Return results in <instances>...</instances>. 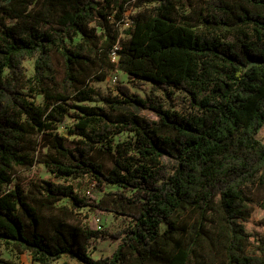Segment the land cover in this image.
I'll return each instance as SVG.
<instances>
[{"label": "trees", "instance_id": "16d2710c", "mask_svg": "<svg viewBox=\"0 0 264 264\" xmlns=\"http://www.w3.org/2000/svg\"><path fill=\"white\" fill-rule=\"evenodd\" d=\"M129 5L147 8L121 32ZM112 69L189 109L128 85L100 93L94 82ZM263 126L264 0H0V242L35 263L213 264L220 250L223 264H264V236L247 227L264 200L245 190L264 187ZM37 163L59 180L16 181L17 168ZM85 176L96 188L83 196L69 181ZM64 199L124 217L111 255L92 256L104 232L71 224Z\"/></svg>", "mask_w": 264, "mask_h": 264}, {"label": "rangeland", "instance_id": "374dc122", "mask_svg": "<svg viewBox=\"0 0 264 264\" xmlns=\"http://www.w3.org/2000/svg\"><path fill=\"white\" fill-rule=\"evenodd\" d=\"M38 8V7H37ZM41 6L39 7V9ZM147 6L144 7H135L133 5H129L124 12V22L120 26L121 32L128 28L129 24L132 21V17L135 16L138 12L145 10ZM92 26L96 27L99 32H102V29L97 27L95 23ZM124 36V33L122 34ZM80 39V36L78 37ZM77 39V40H78ZM24 66L26 68V73L28 76H32L34 74V59H28L24 61ZM101 71H97L96 74ZM107 73V77L105 80L94 82L95 87L98 91L105 95H116L118 94L117 87L120 85H128L132 92H136L143 97L152 96L155 97L156 100L161 102L166 108L177 111H187L189 109L188 103L179 97L170 98L161 90L153 89V85L150 82L144 83L142 86H137L130 79L128 74L119 70L112 69ZM34 98L42 102L43 97L38 95L34 96ZM90 105H103V102L98 100L94 102H88ZM129 110L139 114L143 118L157 120L159 117L157 112L153 109H144L137 110L135 108H129ZM72 120L69 119L67 125H71ZM60 133L64 135L67 139V144L69 146L75 145L76 140L78 139L76 136L71 135L68 131V127L64 126L60 129ZM131 134L128 132L122 133L119 136H116V140H129L131 138ZM258 138L264 142V126L258 134ZM98 160L102 162L105 166H110V156L106 153H102ZM167 161V159H165ZM16 181L21 185L28 188L32 181L40 182L42 179H49L58 181L59 179L48 170V168L44 164L37 163L32 168H17L16 173ZM75 188V190L81 195H87L91 191L94 192L96 185L93 179L89 176H85L79 179H71L69 181ZM116 186L109 185L107 187L108 192H112L116 190ZM247 194L250 198L256 202H261L264 200V187L259 185L257 182L252 183L245 188ZM96 195L101 198L102 194L96 192ZM68 200L64 199L61 204H67ZM69 207V214L71 216L70 222L76 227H80L81 229L87 230L88 227L91 228L92 224L96 222L97 228L104 233H99L98 236H95L92 239V243L89 245L88 250L92 254L94 258H101L108 255H111L112 252L117 247L119 240H115L110 237L112 233L118 232L125 228L128 224L124 217L116 215L114 213L104 214L101 216H97L96 213L89 209L84 208L82 210H74L70 207V204H67ZM247 227L250 231L255 232L257 234H261L264 236V210L257 207L253 211V217L250 221L247 222ZM213 264H223L226 260L223 257V254L220 253V250H215L211 257ZM0 264H38L32 260L29 251H17L13 248L8 247L3 242H0ZM53 264H82L79 260L74 259L70 256H63Z\"/></svg>", "mask_w": 264, "mask_h": 264}]
</instances>
